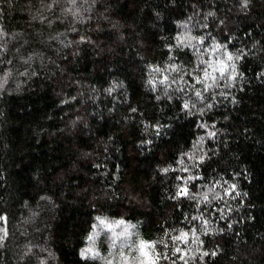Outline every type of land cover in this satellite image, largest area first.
<instances>
[{
  "label": "trees",
  "instance_id": "obj_1",
  "mask_svg": "<svg viewBox=\"0 0 264 264\" xmlns=\"http://www.w3.org/2000/svg\"><path fill=\"white\" fill-rule=\"evenodd\" d=\"M153 261L264 264V0H0V264Z\"/></svg>",
  "mask_w": 264,
  "mask_h": 264
},
{
  "label": "snow or ice",
  "instance_id": "obj_2",
  "mask_svg": "<svg viewBox=\"0 0 264 264\" xmlns=\"http://www.w3.org/2000/svg\"><path fill=\"white\" fill-rule=\"evenodd\" d=\"M228 59H229V60L232 59L231 55L228 56ZM219 70H220L221 73H223V71H224V67L221 66ZM209 75H210L209 73L205 72V76H206V77H208ZM197 95H199V93H197ZM185 107H187V105H185ZM181 194H182V195H183V194H186V191L182 189V190H181ZM102 223H103V222H102ZM186 235H187V234H182V237H183V236H186ZM182 237H181V238H182ZM147 247H150V245H147L145 242L141 241V243H140V245H139V248H140V251H141L145 256L148 255V253L144 251V249L147 248ZM153 264H154V261H153Z\"/></svg>",
  "mask_w": 264,
  "mask_h": 264
}]
</instances>
